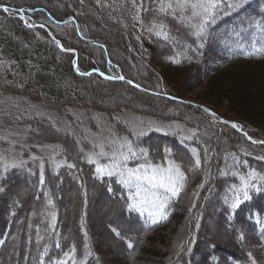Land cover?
<instances>
[{"label": "trees", "instance_id": "1", "mask_svg": "<svg viewBox=\"0 0 264 264\" xmlns=\"http://www.w3.org/2000/svg\"><path fill=\"white\" fill-rule=\"evenodd\" d=\"M0 6L9 9L0 8V264H56L72 245L75 264H264V189L250 190L251 199L231 207V186L240 184L232 171L264 174V160L256 159L264 156V144L248 139L264 140V52L251 47L254 29L242 34L243 41L230 31L245 13L219 19L200 41L156 12L157 0H143L149 11L133 7L132 0H0ZM137 14L143 23L134 19ZM246 14L264 19V0H250ZM158 20L174 39L148 30ZM241 42L244 47L237 46ZM262 44L258 39L257 47ZM93 71L127 81L105 80ZM129 81L177 99L201 90L209 105H226L247 135ZM134 113L183 125L191 134L148 131L137 138L128 129ZM100 123L127 136L137 150L147 149L154 164L166 165L164 149H171L168 159L181 164L186 180L165 208L166 220L153 224L148 213L129 209L133 190L117 177L97 178L83 132L98 131ZM192 149L199 168L193 167ZM21 161L6 172L2 167ZM68 190L74 196L66 199ZM99 194L122 218L121 225H107L110 245L91 210ZM216 219L222 234L210 232ZM170 229L176 233L167 234Z\"/></svg>", "mask_w": 264, "mask_h": 264}, {"label": "snow or ice", "instance_id": "2", "mask_svg": "<svg viewBox=\"0 0 264 264\" xmlns=\"http://www.w3.org/2000/svg\"><path fill=\"white\" fill-rule=\"evenodd\" d=\"M132 3L133 7H139V9L143 11H149V9L143 8V0H141L140 6L136 5L135 0H132ZM249 4L250 0H157L155 11L163 17H170L175 20L182 27L189 30L190 36L200 41L205 39L208 35L209 28L216 25L219 19L234 13H245L241 18L240 26L233 27L230 31L240 41H243L244 37L242 34L246 33L249 29H254L251 47L254 52H264V44L257 47V40H264V19L257 20L253 16L247 15ZM3 11L8 12L9 9L5 7ZM134 19L143 23L139 14H137ZM148 30L154 32L158 38L165 41L174 39L168 24L164 20L153 21ZM57 44H59V41H57ZM198 46L203 47V43H200ZM237 46L244 47V44L241 42L238 43ZM117 78L121 80L124 79V77H111V79ZM129 83H131V81H129ZM204 111L208 112L209 110L204 109ZM212 115L215 114L213 113ZM152 124L153 122L151 121H149L147 125L144 121H138L133 125L131 134L137 138L142 137L147 134V129L150 128ZM231 126L235 129H240L242 127L236 123H232ZM154 130L162 131V128L156 126ZM245 135L247 134L245 133ZM249 140H251V137H249ZM251 142L253 144H264V140H251ZM107 147L110 149V153L105 151L104 143L94 144V148H99V152H93L88 157V163L96 164L97 178L99 179L105 175H119L120 183L130 190H133L130 191L129 199L135 201V203H130L128 205L129 209L141 206L155 209V211L149 212V215L153 217V224L166 220L167 213L165 212V208L172 198L179 196L186 180L185 173L181 169V164L173 159H168V157L172 155L171 149H164L167 154L165 158L167 163L166 166H164L152 163L148 159V150L144 148H139L137 150L133 145V141L127 136L116 137L115 134H113V139L107 144ZM192 154L195 157L193 167L199 168L201 165L199 154L195 149H192ZM245 155H250V153L245 152ZM100 158H107L109 163L100 164ZM138 158H142L144 162L138 164L136 167L127 166V161L129 159ZM33 159H35V157H33ZM256 159L264 160V156H258ZM0 160H2V158H0ZM233 160L235 165L241 164L235 157H233ZM23 163V161L19 164H8L7 162H3L2 167L6 172L10 168L22 166ZM243 164L246 165L247 162L245 161ZM68 166L73 167V165ZM42 168L43 165H41V169ZM231 174L233 176H238L240 181L239 186L235 184L231 186V191L233 192L231 207L233 209L238 208L243 201L251 199L249 196L250 190L259 192L264 189V174L257 172L255 169H249L245 174H239L236 171H232ZM221 175L226 176L228 172L223 171ZM40 183H44L43 171H41ZM4 191L5 189L0 187V192ZM225 203H228L227 197H225ZM48 204H52L51 199L48 200ZM51 215L54 222L56 215L55 213ZM111 231L116 237L124 239L116 228H112ZM85 237H87V233H85ZM240 239H243V233H241ZM127 246L128 248L133 247L130 241L127 242ZM56 247L59 248L60 245L56 244ZM85 248H88L87 244H85ZM75 253V245H72L70 252L64 253L66 259H58L56 264H69V261L75 264ZM91 254L89 250L88 255ZM249 255L251 254L249 253ZM253 264H255V261H253Z\"/></svg>", "mask_w": 264, "mask_h": 264}, {"label": "rangeland", "instance_id": "3", "mask_svg": "<svg viewBox=\"0 0 264 264\" xmlns=\"http://www.w3.org/2000/svg\"><path fill=\"white\" fill-rule=\"evenodd\" d=\"M24 22H26V19L24 20ZM72 52L73 51H71V53ZM141 88L143 90L147 91L145 93L156 95L158 97H165V98H168L170 101H173L172 100L173 97H170L169 95H166V93L163 92V91L162 92L158 91V90L157 91L156 90L155 91H151L152 90L151 88H150L151 90H147L146 88H143V87H141ZM159 92H161V93H159ZM175 99H177V98H175ZM179 100H181L183 102H187V103H180V102H177V103H180V104H183V105H186V106H190L191 108H193V110L197 111V115L198 116H202L200 111H202L204 109H208L209 111L207 113L210 114L213 117V120L216 123H225V122H227L225 124H228V125H231L232 123H235L234 118H231L232 115L227 113V109L228 108H227L226 105H223L219 109L214 108L215 106L209 105L208 103H206L204 101V93L201 92V90H198L197 92H194L191 95H187L183 99H179ZM22 107L24 109L26 106H22ZM213 113L215 115H212ZM133 116L129 117L131 119V121H130V125H129L128 129L130 131H132L133 125H135L138 121H144L146 125H147V123L149 121H151V122H153V124H152V126L150 128L147 129V133H148V131H149V133L154 132L155 131L154 128L156 126H160L162 128V131H159V132H162V133H169V132H172V131L176 132V130H177L178 132L182 133L181 136H183V137H189V136H186V135L191 134V130L189 128H187V127L183 128V125H173V123L163 124V123L159 122L156 119H152V118L148 119L146 117H142L141 115H138V114H135V113L133 114ZM98 127H100V129H98V131L97 130L96 131H92V133H86V131L83 132V134H85V137L88 139V141L90 143V146H91L90 155L93 152H99V148H94V144H97V143H104L105 144V151L110 153V149L107 147V144L113 139V134H114L113 130L109 126L104 124V123L103 124L102 123L98 124ZM243 134H245V133L243 132ZM115 136L119 137L118 134H115ZM138 155H139V153H138ZM143 162H144V160L142 158L129 159L127 161V166L128 167H136L138 164L143 163ZM99 163L100 164H108L109 160L107 158H100L99 159ZM164 166H166V165H164ZM112 176H115V177H117L120 180L119 175H115L114 174ZM103 177H110V176L105 175ZM21 192L24 193L23 187L19 188L18 194H21ZM65 196H66L65 197L66 199L67 198L69 199L71 196H74V195H73V193L71 195L70 190H68ZM135 208L140 210L142 213L146 212L148 214H149L150 211H155V209H150V208L143 207V206L135 207ZM91 210H92V214H93L94 218L97 219L96 221H97L98 225L101 227V228L99 227L100 229L98 231H99V234H100V236L102 238V241L104 242L105 245L106 244L107 245L112 244V242L110 241L109 236H108L109 235V233H108L109 230H108V226L107 225H114V224L121 225V224H123L122 223V218L120 217L119 208L117 206H115V205H112L111 202L106 197H104L103 195L99 194L96 197L95 196L93 197ZM212 214L214 215V213H212ZM208 225H209V227L211 229L210 230L211 234H213V233H216V234L221 233L222 234V226L219 224V221L217 219L216 220H211ZM175 227L176 226L173 225L171 228L174 229ZM173 229L168 230L167 234L168 233L169 234L176 233V231H174ZM115 264H121V263L115 261Z\"/></svg>", "mask_w": 264, "mask_h": 264}, {"label": "water", "instance_id": "4", "mask_svg": "<svg viewBox=\"0 0 264 264\" xmlns=\"http://www.w3.org/2000/svg\"><path fill=\"white\" fill-rule=\"evenodd\" d=\"M0 8H5L4 6H0ZM60 48L62 49V50H64L63 49V47L60 45ZM105 80H109V81H120L121 79H111V77H108L107 75H104V74H102V73H100V72H98ZM123 81H127L125 78L124 79H122ZM131 84V86L132 87H134V88H136V89H138V90H141V91H143V92H147V91H145V90H143L140 86H138L137 84H135V83H133V82H131L130 83ZM138 86V87H137ZM173 101H176V102H180V103H187V102H183V101H181V100H179V99H175V98H173L172 99ZM239 131L241 132V133H243V130L240 128L239 129ZM249 139V138H248ZM251 141V140H250Z\"/></svg>", "mask_w": 264, "mask_h": 264}, {"label": "bare ground", "instance_id": "5", "mask_svg": "<svg viewBox=\"0 0 264 264\" xmlns=\"http://www.w3.org/2000/svg\"><path fill=\"white\" fill-rule=\"evenodd\" d=\"M20 18H21V16H20ZM237 124V123H236Z\"/></svg>", "mask_w": 264, "mask_h": 264}]
</instances>
